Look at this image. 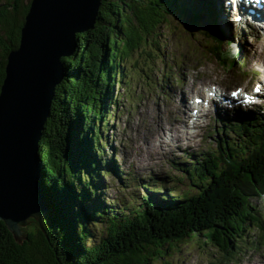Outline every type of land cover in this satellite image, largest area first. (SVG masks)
Listing matches in <instances>:
<instances>
[{"label":"trees","instance_id":"16d2710c","mask_svg":"<svg viewBox=\"0 0 264 264\" xmlns=\"http://www.w3.org/2000/svg\"><path fill=\"white\" fill-rule=\"evenodd\" d=\"M29 2L0 3V87L6 56L19 44ZM194 4L102 1L94 28L77 35L75 51L62 59L64 77L54 88L38 143L48 205L45 233L27 232L18 244L0 221V264H169L168 257L185 244L229 252L237 249V239L247 228L264 233V223L251 204V198L264 195V117L241 130L243 142L238 146L228 136L238 131H224L226 126L218 130L215 151L195 157L192 166L183 169V176L197 189L194 192L175 198L170 189L158 198L143 193L137 207L125 206L126 213H115L100 200L97 182L106 173L115 174L121 186L137 181L123 178L112 159L102 158L106 145L102 123L113 120L109 107L118 102L114 88L123 83L131 87L134 79L126 74L133 55L153 46L173 22L193 32L206 14L212 24V10L198 11ZM151 180L146 187L159 186V181ZM98 219L107 224L106 236L100 238L92 229ZM89 239L94 244L86 247Z\"/></svg>","mask_w":264,"mask_h":264},{"label":"rangeland","instance_id":"374dc122","mask_svg":"<svg viewBox=\"0 0 264 264\" xmlns=\"http://www.w3.org/2000/svg\"><path fill=\"white\" fill-rule=\"evenodd\" d=\"M3 1L0 0V3ZM187 1L190 5L195 3L197 9L203 7L204 0ZM231 20H227L231 27L229 31L223 28L230 42L229 47L224 44L223 51L225 55L233 56L238 48L240 59L246 64L243 70H238L236 64L224 69L210 56L209 49L215 50V44L206 38L207 25L203 20L202 28L193 32H189L183 24L173 22L170 29L161 31V36L155 39L153 46L149 44L141 53L133 55L126 74L132 76L131 80L134 79L131 87L123 83L113 91V98L118 102L116 107L111 105L109 110L115 112L116 122L111 121L106 126L102 123L101 134L106 142L102 158L114 159L123 178L128 174L129 178L137 179L141 186L120 187V181H116L113 174L106 173L97 183L102 188L100 200L110 210L126 213L128 210H124L125 206L137 207L143 193L158 198L170 189V197L175 198L197 190L188 177L183 176L185 153L202 155L207 151H215L217 139L215 135L210 136L216 127L210 121V114L205 111L204 101L195 105V97H204L213 83H219L225 90L233 89L237 84L243 85L245 78H252L254 71L259 74L253 76L254 79H264V56L258 33L253 28L236 29L230 23ZM155 45L159 50L154 48ZM177 76L181 78L179 84L175 81ZM182 102L184 107L180 106ZM192 111L199 113V117H192ZM198 122L202 123L200 127H196ZM223 124L219 123L217 128ZM171 125L180 133L178 139L174 138L177 131H170ZM158 128L162 138L159 134L157 136ZM238 134H228L232 139L229 142L235 146L243 142V137ZM118 177L122 178L121 175ZM151 179L165 182L169 188L146 187V181ZM251 204L258 210L259 218L264 223V196L251 198ZM92 229L97 237H104L107 224L98 219ZM37 230L39 226L36 223L24 229L25 232ZM92 244L94 240L89 239L86 247ZM237 244V249L229 252L219 251L212 246L201 248L185 244L168 257V263L264 264V233L261 229L247 228L237 239Z\"/></svg>","mask_w":264,"mask_h":264},{"label":"water","instance_id":"95a60500","mask_svg":"<svg viewBox=\"0 0 264 264\" xmlns=\"http://www.w3.org/2000/svg\"><path fill=\"white\" fill-rule=\"evenodd\" d=\"M104 0H30L19 44L6 56L0 87V221L18 244L28 226L43 233L48 205L41 186L39 141L62 59L77 35L94 28Z\"/></svg>","mask_w":264,"mask_h":264},{"label":"bare ground","instance_id":"6f19581e","mask_svg":"<svg viewBox=\"0 0 264 264\" xmlns=\"http://www.w3.org/2000/svg\"><path fill=\"white\" fill-rule=\"evenodd\" d=\"M213 1H215V0H213ZM216 2H218V0L216 1ZM223 19H227V16L226 15H224V17H223ZM241 37V36H240ZM261 47H262V49L264 48V46L261 44ZM180 106H182V107H184L185 105H184V103L182 102V104H180ZM217 107H219L218 105H217ZM216 107V108H217ZM216 110H218V109H216ZM174 120V119H173ZM199 123V122H198ZM177 131V130H174L173 129V127H172V125H171V127H170V131ZM158 134H159V136L162 138L163 136L161 135V132L159 133V128H158V130H157V136H158ZM180 137V133L177 131V133H176V135H175V139H178Z\"/></svg>","mask_w":264,"mask_h":264},{"label":"snow or ice","instance_id":"6c2138e0","mask_svg":"<svg viewBox=\"0 0 264 264\" xmlns=\"http://www.w3.org/2000/svg\"><path fill=\"white\" fill-rule=\"evenodd\" d=\"M256 91H259V87H257V89H255ZM197 102H199V101H197Z\"/></svg>","mask_w":264,"mask_h":264}]
</instances>
